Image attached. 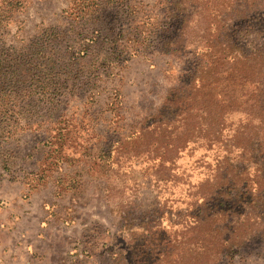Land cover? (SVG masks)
I'll list each match as a JSON object with an SVG mask.
<instances>
[{"label":"rangeland","instance_id":"374dc122","mask_svg":"<svg viewBox=\"0 0 264 264\" xmlns=\"http://www.w3.org/2000/svg\"><path fill=\"white\" fill-rule=\"evenodd\" d=\"M12 1L0 53L55 34L60 69L2 88L0 264H264V0ZM200 77L211 109L190 114L222 123L215 142L139 137ZM222 159L248 184L220 189L211 225L193 199Z\"/></svg>","mask_w":264,"mask_h":264},{"label":"trees","instance_id":"16d2710c","mask_svg":"<svg viewBox=\"0 0 264 264\" xmlns=\"http://www.w3.org/2000/svg\"><path fill=\"white\" fill-rule=\"evenodd\" d=\"M126 1L127 0H119L118 2L120 4H124ZM12 3V0L7 2L6 9L8 11H0V28L4 27V25L7 24V22L12 18V15L10 14L11 10L13 9V6H11ZM82 4L83 5L79 10L80 18L85 16L83 11L86 9H91L93 11L95 8L94 3L92 2H84ZM55 40V34H45L21 53H0V106H4V102L8 100V97H6V95H4L2 92V88L4 86L19 84V79L29 78L31 81H34L35 78H37L42 72L46 73L45 78L47 81L52 79L55 73L54 70L57 67L60 69V57L56 58L52 51V44H54L53 42H55ZM240 63H243V67L246 65L245 61ZM59 72H61V70ZM210 72L212 71L210 70ZM22 74H24L23 77ZM202 79L203 77L192 79L190 85L183 93H171L168 96L165 104L166 109H170V112L172 113V120L168 119L166 121L164 117L159 116L158 118L154 119L150 125L145 126L140 131L141 133L139 134V137L145 136L148 133H154L157 138L165 140V138L172 136L171 133L167 132V129H169L170 125H174L172 122H176L178 123L176 124L178 128L182 129V131L179 133V136L176 137V141L181 144L179 148L177 147V150L179 149L183 152L187 148V144L190 143L192 139L203 140L206 142L208 147L211 142H215V137H219L223 131L221 127H217V129H215V126H219L222 123L214 124L212 120H210L205 128L198 129L196 116L190 114L195 110L196 106H203L204 109L208 110L211 109L212 102L210 100V95L206 96V94H204V90L202 89L203 85L201 84ZM241 82L242 80H240V83ZM43 83L44 81L40 82L37 86L34 84L33 88L40 89L44 93L46 87L41 86ZM200 90L203 91L202 95ZM30 94L31 90L29 89L28 95L30 96ZM199 98L205 99L204 101H201ZM3 110L4 109L1 107V112ZM205 115L206 119L211 118L210 113L205 112ZM162 126H164L163 129H161ZM218 164L222 165L220 169L222 173L220 174V171H217L214 176V178H216L215 191L213 192V189L210 187V192L200 193L198 197H194L193 199V204H196L195 208L198 207L197 212L199 214L196 217H200L201 220H205V223H211V225H215V223L212 221L213 218H216L214 213L220 217L223 216L220 215L223 210H220L217 207H214L212 211L208 210L211 208L208 204H210L214 198L221 200L220 198L223 195L227 196V193H220V189L223 187L229 189H235L239 187L246 188L248 184V181L246 180L247 174L243 170H238L239 168H236L234 164H229L226 159H222L220 162H218ZM249 193L251 194V190ZM214 194H216V196H214ZM252 196L253 197H250L247 201L245 199L247 195L240 196V205L245 206V203L248 201L253 203L258 200V198H256L258 197L257 194ZM230 211L231 209H228L225 212L227 213ZM210 214H212V217L207 219ZM219 229L220 228L217 224L216 228L211 227L208 232L212 235H215L218 234Z\"/></svg>","mask_w":264,"mask_h":264}]
</instances>
